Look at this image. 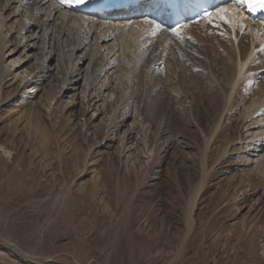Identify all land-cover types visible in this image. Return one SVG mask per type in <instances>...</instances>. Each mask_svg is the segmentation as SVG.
<instances>
[{
    "label": "rangeland",
    "instance_id": "rangeland-1",
    "mask_svg": "<svg viewBox=\"0 0 264 264\" xmlns=\"http://www.w3.org/2000/svg\"><path fill=\"white\" fill-rule=\"evenodd\" d=\"M222 16L215 18L218 26L224 29L226 24L264 49V30L242 23L233 11L229 18ZM161 60L153 82L168 73L166 89L148 95L137 90L143 95L136 100L142 123L133 132L136 148L124 153L121 140L134 118L118 131L122 112L114 116L103 111L102 100L86 106L80 92L60 98L58 107L65 110L51 117L50 92L41 99L42 108L33 111L26 107L34 99L27 92L32 86L14 96L15 86L7 83L0 106V242L39 263L264 264V147L243 148L250 134L264 127L240 131L237 116L245 105L227 122L230 142L223 135L219 143L206 146L216 112L207 109L203 85L213 81L212 75L190 66L188 57L179 62L178 74L170 59ZM257 71L259 84L264 67ZM134 72H126L121 88L130 103L135 99L128 97L138 86ZM116 95L112 93V105ZM72 100L74 106L67 108ZM110 122L111 142L106 135ZM245 157L254 162L246 166ZM203 160L207 170H215L188 232L182 221L184 205L202 179ZM110 162L115 167H108ZM129 169L139 174L126 179ZM96 173L102 177L98 184ZM253 187L257 194L251 193ZM0 264L25 263L0 249Z\"/></svg>",
    "mask_w": 264,
    "mask_h": 264
},
{
    "label": "bare ground",
    "instance_id": "bare-ground-1",
    "mask_svg": "<svg viewBox=\"0 0 264 264\" xmlns=\"http://www.w3.org/2000/svg\"><path fill=\"white\" fill-rule=\"evenodd\" d=\"M160 2L140 0L129 6L101 10L99 7H86L84 3L67 4L64 0H0V106L5 102L4 88L8 82L15 86L14 96L20 94L22 88L32 86V91L27 92L31 93L34 99L29 101L26 107L33 111L42 108L41 99L50 92L52 95L47 111L51 117L53 112L57 116L65 110L58 107L60 98L63 100L66 93L73 92L72 98L80 92L86 106H90L91 101L96 99L95 102L102 100L103 111L108 109L114 116L117 112H122V123L119 124L118 131L125 126L126 120L134 118L121 140V153L129 152L136 148L133 132L142 123L140 113H137L140 111V105L136 100L143 95H139L137 90L147 95L157 91L162 93L168 71L166 79L162 74L157 83L153 82L157 68L163 62L161 59H170V62L174 63V72L178 74L176 69L178 70L179 62L188 57L190 66L195 67L196 64L202 71L207 69L210 72L208 74L213 77L211 83L203 85L208 98L207 109L216 112L206 146L217 143L224 138L223 135H226L224 140L230 142V135L226 130L227 122L245 105L243 112L237 116L240 131L245 128L246 131L263 128L264 81L258 84L256 75L257 70L264 67L260 65L264 63V49H258L262 45H254L249 36L235 33L226 24L224 29L221 28L216 24L214 17L198 22L189 20L185 25L175 27L170 21L171 16L167 15L164 5ZM222 5L231 6L224 9L223 16L227 14L229 18L233 11L242 23L254 25L260 31L264 30V23L253 15L247 0H224ZM252 19L254 20L251 21ZM181 34H184V38ZM130 61L137 66H131ZM144 67L146 68L143 69ZM130 70H134L138 78L137 88L135 87L133 92L131 90V96L128 97H134V103H130L128 99L124 100L125 92L121 89L124 76ZM172 71L169 72L173 73ZM184 86L188 87L187 82ZM116 92L117 102L112 105V93ZM192 97L196 101V96ZM74 104L72 100L66 107ZM111 124L110 122L108 133L106 132L109 142L114 140L110 130ZM242 135L243 133L239 142L243 141ZM250 135H253L252 139L243 148L253 146L257 151H262L259 148L264 147V131ZM136 141L139 143V139ZM109 142L104 144L108 147ZM91 151L92 149H89L88 153ZM242 161L246 166L254 162L249 157ZM202 164V179L184 205L182 221L188 232L194 227V212L201 192L209 174L215 170H207L206 160H203ZM109 166L115 167L111 162ZM124 174L127 179L135 178L139 173L129 169V172ZM100 178L102 181V177L96 173L94 183L98 184ZM127 182H130V179ZM256 190L255 187L251 188V193H256ZM249 231L243 232V235L249 234ZM257 235L256 233L253 236L254 241ZM12 249L16 251L15 248ZM17 253L27 260L33 259Z\"/></svg>",
    "mask_w": 264,
    "mask_h": 264
},
{
    "label": "water",
    "instance_id": "water-1",
    "mask_svg": "<svg viewBox=\"0 0 264 264\" xmlns=\"http://www.w3.org/2000/svg\"><path fill=\"white\" fill-rule=\"evenodd\" d=\"M0 249L7 251L8 253H10L14 258L21 260V262L25 263V264H65L63 262H59L56 260H47L44 263H39L36 261H32V260H27L24 257H22L19 253H17L16 251H14L11 247L7 246L6 244H3L0 242Z\"/></svg>",
    "mask_w": 264,
    "mask_h": 264
},
{
    "label": "snow or ice",
    "instance_id": "snow-or-ice-1",
    "mask_svg": "<svg viewBox=\"0 0 264 264\" xmlns=\"http://www.w3.org/2000/svg\"><path fill=\"white\" fill-rule=\"evenodd\" d=\"M65 3L67 4H80L83 3L84 0H64ZM249 5L251 6L253 11H256L257 9L264 8V0H247ZM224 9H221L220 12H224ZM209 17H211V13L207 14ZM222 19H226V17H221ZM159 27V25H157ZM178 34V33H177Z\"/></svg>",
    "mask_w": 264,
    "mask_h": 264
}]
</instances>
